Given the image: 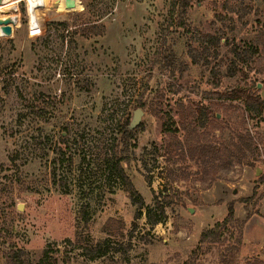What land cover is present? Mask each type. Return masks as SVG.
<instances>
[{
	"label": "rangeland",
	"instance_id": "374dc122",
	"mask_svg": "<svg viewBox=\"0 0 264 264\" xmlns=\"http://www.w3.org/2000/svg\"><path fill=\"white\" fill-rule=\"evenodd\" d=\"M175 1H0V264H264V0Z\"/></svg>",
	"mask_w": 264,
	"mask_h": 264
},
{
	"label": "trees",
	"instance_id": "16d2710c",
	"mask_svg": "<svg viewBox=\"0 0 264 264\" xmlns=\"http://www.w3.org/2000/svg\"><path fill=\"white\" fill-rule=\"evenodd\" d=\"M0 1H7V0H0ZM191 1L192 0H176L174 2L173 8H174L175 15L171 21L173 24L175 23V25H179L180 27L182 26L185 28V18L187 16V11H188ZM83 5H84V11H85L89 9L90 3H86L85 1H83ZM30 15H32V13H30ZM59 24L62 25L63 27L66 26V23L64 22L59 23ZM99 24L101 23L97 19L89 21V22H84L80 29V34L87 37L89 35L90 29L98 30L100 28ZM220 40H221V37H218L217 35L207 36V40H205V44H203L201 47L202 51L207 53L209 52L211 48L212 51L216 53ZM159 54L162 57L161 59L163 60L164 66H167L171 71H173L176 66V63H175L176 55H175V51L172 50V47L168 48L166 46H162ZM203 60H205L206 62V59H203ZM192 61L194 62L196 61V59H193V56H192ZM225 97L228 99L238 98L241 101H243L246 112L250 114V116L252 117H261V115L264 112V101L260 98L257 92H251L247 90H238V91L230 92L229 94L225 95ZM169 123L172 125L173 122L171 120V117L167 116V119L163 121V128L166 132H170L172 130L171 125H169ZM122 133L124 135H129L130 131H128L127 129H124ZM111 167L114 168V171L117 173V176L120 179H122L124 183L126 182L128 184V180L123 172V169L120 166V158H115L112 162ZM127 192L129 193L134 203L136 202V200L138 199L140 200L138 193L131 185H129ZM141 202L142 201H139V203L143 205V203ZM227 211H228L227 217L224 219V221L231 219L233 216V210H232L231 205L228 207ZM208 235L209 233L202 232L201 241L207 238ZM43 260L44 259H40L39 263H43Z\"/></svg>",
	"mask_w": 264,
	"mask_h": 264
},
{
	"label": "water",
	"instance_id": "95a60500",
	"mask_svg": "<svg viewBox=\"0 0 264 264\" xmlns=\"http://www.w3.org/2000/svg\"><path fill=\"white\" fill-rule=\"evenodd\" d=\"M3 24V25H6L8 24V21H1L0 22V25ZM3 30L9 34L11 32L10 28L9 27H3ZM143 114L142 110L140 108H137L134 110L133 114H132V118L130 120V123H129V129H133L135 127L138 126V124L140 123V119H141V115ZM257 173H259V170H257Z\"/></svg>",
	"mask_w": 264,
	"mask_h": 264
}]
</instances>
